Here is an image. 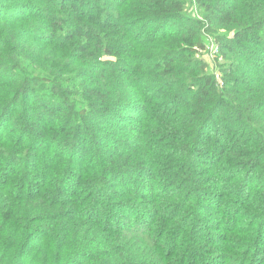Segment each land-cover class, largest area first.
Segmentation results:
<instances>
[{
	"label": "trees",
	"instance_id": "trees-1",
	"mask_svg": "<svg viewBox=\"0 0 264 264\" xmlns=\"http://www.w3.org/2000/svg\"><path fill=\"white\" fill-rule=\"evenodd\" d=\"M0 264H264V0H0Z\"/></svg>",
	"mask_w": 264,
	"mask_h": 264
},
{
	"label": "rangeland",
	"instance_id": "rangeland-1",
	"mask_svg": "<svg viewBox=\"0 0 264 264\" xmlns=\"http://www.w3.org/2000/svg\"><path fill=\"white\" fill-rule=\"evenodd\" d=\"M188 14L192 17L199 18L200 11L198 9V4L193 2H188ZM205 44L206 48L199 50V57L203 59L207 64V70L211 73H215L216 76L220 79L222 76L223 69L228 66V59L223 55H220L219 52H222V46L215 42L214 38L211 35H205ZM219 54V55H218ZM222 119V118H220Z\"/></svg>",
	"mask_w": 264,
	"mask_h": 264
}]
</instances>
